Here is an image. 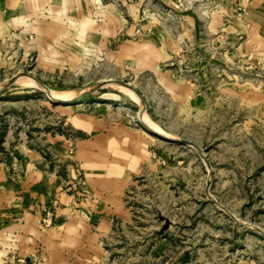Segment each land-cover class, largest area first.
I'll list each match as a JSON object with an SVG mask.
<instances>
[{
    "label": "rangeland",
    "instance_id": "obj_1",
    "mask_svg": "<svg viewBox=\"0 0 264 264\" xmlns=\"http://www.w3.org/2000/svg\"><path fill=\"white\" fill-rule=\"evenodd\" d=\"M98 3L96 21L115 10L135 24L118 42L146 41L160 24L178 46L159 62L114 59L69 20L12 31L0 47V161L39 150L48 131L72 133L68 111L109 107L154 139L127 193L132 219L106 241L114 264H264V60H232L225 29L206 30L220 0H182L207 14L198 35L157 0ZM33 39L46 50H28ZM188 80L209 96L195 108Z\"/></svg>",
    "mask_w": 264,
    "mask_h": 264
},
{
    "label": "crops",
    "instance_id": "obj_2",
    "mask_svg": "<svg viewBox=\"0 0 264 264\" xmlns=\"http://www.w3.org/2000/svg\"><path fill=\"white\" fill-rule=\"evenodd\" d=\"M98 2L0 0V47L14 30L27 27L40 33L42 25L50 30L52 20L63 19L71 22L66 26L70 32L75 24L82 39L86 36V42L106 47L114 59L159 62L178 46L160 24L146 33L151 37L146 41L118 42L116 38L125 29L129 34L135 31V24L122 21L115 10L102 22L96 21ZM157 2L175 8L183 21L192 24L195 35L202 32L206 13L190 11L182 0ZM220 2L221 9L209 15L206 30L211 34L225 29L230 40L226 56L232 60L248 56L263 61L264 0ZM131 8L135 10L134 4ZM181 28L184 30L185 22ZM35 41L30 40L28 50H46ZM183 89L182 97L192 102L193 108L209 99L198 91L196 82L188 80ZM66 114L72 133L48 131L39 150L28 149L21 156L0 161V264H114L106 241L132 219L127 193L144 165L152 161L154 139L146 130L118 121L109 107ZM76 166L83 171L84 187L79 184ZM49 212L52 222L45 224L41 219Z\"/></svg>",
    "mask_w": 264,
    "mask_h": 264
},
{
    "label": "built area",
    "instance_id": "obj_3",
    "mask_svg": "<svg viewBox=\"0 0 264 264\" xmlns=\"http://www.w3.org/2000/svg\"><path fill=\"white\" fill-rule=\"evenodd\" d=\"M76 172L78 173V180H79V184L82 185V187H84V185L86 184L85 178L83 177V171L79 166H76ZM83 192H87L86 190H84L83 188ZM50 212H49V216L45 217L43 219H41L42 222H44L45 224H51V218H50Z\"/></svg>",
    "mask_w": 264,
    "mask_h": 264
},
{
    "label": "water",
    "instance_id": "obj_4",
    "mask_svg": "<svg viewBox=\"0 0 264 264\" xmlns=\"http://www.w3.org/2000/svg\"><path fill=\"white\" fill-rule=\"evenodd\" d=\"M116 82H118V83H120V84L127 85L126 82H123V81H120V80H116ZM103 84H105V83H98V84H95V85L92 86V89H95V88H97V87H99V86H102ZM136 92H137V91H136Z\"/></svg>",
    "mask_w": 264,
    "mask_h": 264
}]
</instances>
